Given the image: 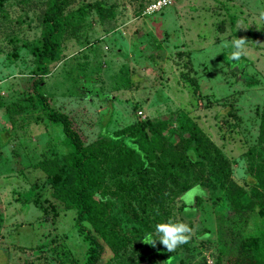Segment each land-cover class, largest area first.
<instances>
[{
	"label": "rangeland",
	"instance_id": "rangeland-1",
	"mask_svg": "<svg viewBox=\"0 0 264 264\" xmlns=\"http://www.w3.org/2000/svg\"><path fill=\"white\" fill-rule=\"evenodd\" d=\"M98 1L109 9L105 16L90 10L49 66L42 92L50 107L69 117L86 145L138 120L184 113L227 161L230 179L247 186L246 153L264 110V0H177L151 15L143 12L155 0H69L66 12ZM45 5L4 0L0 12V264H88L75 212L56 206L52 218L43 210L49 189L37 164L52 147L67 152L62 131L40 110L19 109L35 79L29 46L39 39ZM240 38L246 55L235 60L232 42ZM213 183L205 176L163 208L158 223H187L189 243L169 252L155 223L147 236L154 244L136 241L117 256L105 246L103 262L212 264L218 257L225 264L218 242L228 211ZM263 228L254 212L243 236Z\"/></svg>",
	"mask_w": 264,
	"mask_h": 264
},
{
	"label": "trees",
	"instance_id": "trees-1",
	"mask_svg": "<svg viewBox=\"0 0 264 264\" xmlns=\"http://www.w3.org/2000/svg\"><path fill=\"white\" fill-rule=\"evenodd\" d=\"M69 3L46 0L39 39L29 46L35 79L19 106L25 113L40 110L49 124L60 127L61 143L67 149L61 154L52 147L50 157L37 164L49 189L44 212L52 211L55 218L56 206L73 210L76 230L89 244L88 264H109L103 262L105 246L117 256L128 244L145 242L152 224L161 222L168 201L185 195L192 185L202 186L206 176L222 191L218 200L225 201L228 211L218 242L225 264H264V228L257 236H243L254 212L264 227V110L257 142L246 153L251 178L247 186L230 179L227 161L212 152V144L184 113L138 120L86 145L69 117L50 107L42 86L62 42L84 26L90 10L103 17L109 9L98 1L66 12ZM200 238L207 240L209 235ZM212 264L222 261L216 257Z\"/></svg>",
	"mask_w": 264,
	"mask_h": 264
},
{
	"label": "clouds",
	"instance_id": "clouds-1",
	"mask_svg": "<svg viewBox=\"0 0 264 264\" xmlns=\"http://www.w3.org/2000/svg\"><path fill=\"white\" fill-rule=\"evenodd\" d=\"M152 7H156L153 5ZM232 46L235 51L231 53V56L235 60H239L241 56L246 55L245 39H238L232 42ZM199 187V186H197ZM202 191V189H201ZM156 233L159 235V242L169 251H175L181 245L187 244L191 241L193 235V229L183 222H163L158 223L155 226ZM156 241L151 237L145 243L154 244Z\"/></svg>",
	"mask_w": 264,
	"mask_h": 264
},
{
	"label": "built area",
	"instance_id": "built-area-1",
	"mask_svg": "<svg viewBox=\"0 0 264 264\" xmlns=\"http://www.w3.org/2000/svg\"><path fill=\"white\" fill-rule=\"evenodd\" d=\"M177 0H155L151 5H149L143 12L145 15H151L155 12L161 11L163 8L171 6ZM155 5L156 7H152Z\"/></svg>",
	"mask_w": 264,
	"mask_h": 264
}]
</instances>
